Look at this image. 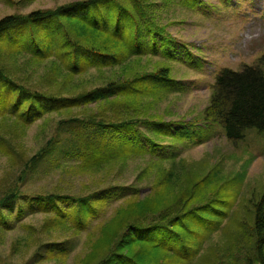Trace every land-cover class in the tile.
<instances>
[{
	"label": "trees",
	"instance_id": "16d2710c",
	"mask_svg": "<svg viewBox=\"0 0 264 264\" xmlns=\"http://www.w3.org/2000/svg\"><path fill=\"white\" fill-rule=\"evenodd\" d=\"M173 1L188 9L204 5ZM130 2L77 0L0 18V155L24 160L32 170L62 146L75 159L70 170L94 173L121 171L132 159L151 154L155 161L149 168L155 173L149 191L127 196L112 217L90 230L108 199L99 189L86 196L26 197L16 182L0 198V230H10L14 218L35 208L45 215L43 231H86L90 250L81 264H264V194L253 200L246 218H238L232 209L246 172L226 173L225 157L212 163L178 156L182 148L214 135L237 144L249 130L264 132V70L249 64L219 69L203 109L204 125L156 118L151 113L156 101L185 85L170 66L143 71L141 58L160 55L194 68H202L204 60L166 33L145 12L143 0ZM42 66L43 74L30 82ZM88 74L85 84L82 77ZM54 114L61 117L55 133L26 160L21 148L26 128ZM145 126L152 127L153 136L141 134ZM159 138L171 142L163 145ZM162 146L173 148L167 155L155 154ZM64 203L70 210L60 206ZM225 221L233 233L224 228ZM215 235L226 241L212 243ZM70 240H49L39 260L62 258Z\"/></svg>",
	"mask_w": 264,
	"mask_h": 264
},
{
	"label": "rangeland",
	"instance_id": "374dc122",
	"mask_svg": "<svg viewBox=\"0 0 264 264\" xmlns=\"http://www.w3.org/2000/svg\"><path fill=\"white\" fill-rule=\"evenodd\" d=\"M77 0H0V18L9 14H27L36 9H54L57 6ZM81 1V0H80ZM126 1L131 4L130 0ZM203 7L188 9L173 0H143L142 7L146 13L171 34L177 42H183L193 48L195 55L204 60L202 68L175 61L173 64L165 61L160 55L143 57L140 67L143 71H152L157 67L170 66L172 75L183 81L184 90L168 94L155 103L152 114L164 121L175 123H202L203 109L209 102L215 73L229 67L239 70L243 64L259 65L264 70V0H202ZM45 68H36L30 82L37 81V75L43 74ZM90 74L82 77L87 83ZM93 85V84H89ZM95 85V84H94ZM92 112H95L93 109ZM58 115H48L29 125L21 140L26 160H29L55 133ZM176 126V125H175ZM222 131V130H221ZM144 137L153 136L152 127L145 126L140 130ZM214 135L205 142L182 148L181 158L187 161H208L220 163L227 159L226 173H242L245 177L241 195L232 209L238 218H246L254 199L264 194V132L249 130L243 141L237 144L229 143ZM142 137V138H144ZM155 137V136H154ZM216 137V138H214ZM156 138V137H155ZM157 142L170 144L169 139L159 138ZM20 146V143H18ZM179 145V144H178ZM173 147L162 146L157 153L167 155ZM147 154L129 161L119 170H101L94 173H82L80 170L69 169L75 163L72 154L65 155L63 147L58 146L51 155L41 160L39 166L30 169L21 161L13 162L7 156L0 155V198L16 182L23 195L62 193L75 196H86L98 190V194L108 199L102 203L99 215L90 222L89 229L103 220H108L115 209L129 195L143 196L149 191L154 176V168L149 164ZM168 165V162H164ZM142 174V176H140ZM22 176V177H21ZM111 185L112 187H110ZM109 186V187H107ZM106 187V188H105ZM96 195V194H95ZM36 196V195H35ZM70 210V203L60 204ZM35 208L26 210L21 219L11 224L10 230H0V263L8 264H81L82 259L90 250V237L86 231L73 235L69 230L58 232L43 231L45 215L34 212ZM14 210V214H16ZM113 214V215H112ZM224 228L234 227L230 222H224ZM92 228V229H93ZM70 238L67 244V254L59 259L40 261L39 254L46 251V243L52 240ZM225 242L222 235H215L211 242Z\"/></svg>",
	"mask_w": 264,
	"mask_h": 264
}]
</instances>
